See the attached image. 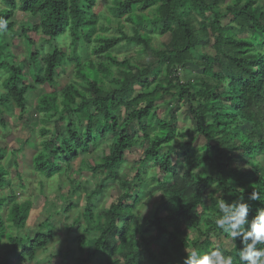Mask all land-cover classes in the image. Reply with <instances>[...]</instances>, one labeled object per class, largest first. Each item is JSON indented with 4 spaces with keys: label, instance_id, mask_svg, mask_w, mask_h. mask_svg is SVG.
<instances>
[{
    "label": "trees",
    "instance_id": "obj_1",
    "mask_svg": "<svg viewBox=\"0 0 264 264\" xmlns=\"http://www.w3.org/2000/svg\"><path fill=\"white\" fill-rule=\"evenodd\" d=\"M234 1V5L224 7L223 13H216L223 0H110L108 15H90L95 0H0V23L6 24L0 27V43L3 34L12 31L11 18L18 10L38 21L22 28V37L32 46L27 35L40 34L49 50L45 54L35 50L28 58V66L37 63L32 85L23 81L18 65L3 66L6 76L0 92L1 129L7 127L4 115L13 109L20 112L18 118L22 120L29 92L55 84L63 61L74 63L72 80L58 93L42 94L35 104L37 114L54 119L43 117L39 121L42 149L32 160L34 172L49 179L61 171V163L69 172V164L80 154L97 149L108 137L114 138L108 154H98L89 169L103 180L115 181L119 192L101 214H95L91 204L97 196L95 190L86 195L83 226L76 229L74 237L77 256L72 264H182L189 249L207 252L216 248L211 236L230 242L231 238L215 227L219 215L214 207L216 200L212 207L202 206L204 192H212L214 184L219 187V197L228 203L243 196L250 204L249 220L264 208V199L248 200L252 191L264 197V165H238L254 157H261L264 164V2L258 8L260 0ZM148 11H152V17L145 14ZM192 13L200 18L198 29L192 25ZM221 17L227 20L225 25L220 23ZM121 21L130 25L129 31ZM147 23L150 30L144 31ZM234 32L250 34L239 39ZM152 34H165L168 42L153 49ZM208 35L210 41L202 43ZM64 37L69 39V53L59 45ZM198 42L210 45L214 56L200 54ZM82 43L90 46L89 60H81ZM129 49H136L133 60L123 57L119 61L114 55ZM150 56L153 61H141ZM192 59L198 60L200 72L183 81L178 70ZM214 63L222 65L226 73L216 71ZM112 68L117 71L116 77ZM106 80L115 87L110 92L103 90ZM80 83L83 86L79 87ZM160 101L175 109L179 103H186L193 123L190 133L195 140L175 143L180 148L175 156L185 166L182 173L170 158L174 149L171 142L177 133L175 109L162 120L156 106ZM197 139L202 144L198 145ZM137 143L146 144L144 157L171 179L160 188L152 218L141 223L134 212L139 198L131 193L135 184L141 185V177L126 181L119 175L126 151ZM163 146L167 153L160 156L158 151ZM234 153H238L236 157ZM3 159L4 150L0 148V193L9 189L7 198L0 197V207L5 205L8 211L7 223L0 216V238L5 224L17 230L24 227L31 206L29 201L17 202L8 170L1 164ZM205 164L216 171L215 177L197 172ZM16 176L21 182L20 174ZM199 207L212 217L198 214ZM149 229L153 233L143 236ZM191 229L196 232L194 238L187 234ZM70 231L71 227L67 233ZM52 238V230L47 229L46 234L27 236L25 240L6 235V242L17 262H32ZM221 241L218 247L224 255H231L233 264H239V241L236 248H228ZM114 257L117 259L112 260Z\"/></svg>",
    "mask_w": 264,
    "mask_h": 264
},
{
    "label": "rangeland",
    "instance_id": "obj_2",
    "mask_svg": "<svg viewBox=\"0 0 264 264\" xmlns=\"http://www.w3.org/2000/svg\"><path fill=\"white\" fill-rule=\"evenodd\" d=\"M95 2L96 7H93V9L89 11V14L97 15L98 13H101L108 15V5L110 0H95ZM262 2H264V0H260L257 3L258 8L261 7ZM234 3V0H223V2L218 5L216 13H223L224 7L234 5ZM80 5L85 6L83 3H80ZM1 7L2 4L0 2V8ZM261 10L263 11L264 9ZM145 14L148 15V17L153 16L152 11H148ZM190 19L192 20L193 27L198 29L200 18L195 13H192ZM11 21L14 23L12 31L4 33L0 43L1 93L2 81L6 76V70L3 68L4 65H18L21 70L23 81L26 84L32 85L33 74L36 71L37 63H35L33 67L28 66V58L35 50L39 49L44 54L49 51L45 45L44 37L40 34L29 33L27 35L34 44L32 46L29 45L21 35L22 28H30L38 23L36 18L15 10ZM219 21L222 25L227 23V20L222 17ZM121 22L124 24L123 21ZM110 26L114 28V22H112ZM129 26V24H124V29L129 31ZM149 30L150 24L147 23L144 26V31ZM110 33L111 32L109 31L106 35H109ZM249 34V32H245L244 34H239L237 32L233 33L235 38L239 39L248 37ZM151 37L150 46L153 49H157L161 44L168 42V36L165 34H152ZM210 37L211 36L208 35L207 37L202 38L201 42L205 43L207 40L210 41ZM197 44V51L200 54L204 53L209 57L214 56L210 45H200L199 42ZM59 45H63V48L69 53V39L67 37H64ZM82 47L83 52H80L81 60L85 61L91 59L89 52L90 46H86L82 43ZM135 50L136 49L121 50L118 53H114V55L117 56L119 61H121L123 57H131L133 60L135 59ZM141 61L150 62L153 60L150 56L149 59L143 58ZM192 61L186 63L184 68L178 70L177 75L181 80H191L194 77V73L199 74L200 70L196 65L198 60L192 59ZM213 65L216 71L222 70L223 73H226L223 66L219 63H214ZM73 67V62L69 61L66 63L63 61L61 70H58L57 76L55 77V84L52 87L44 85L37 87L35 90L28 93L26 110L23 114L22 120L18 118L20 117V112L17 109H13L11 113L4 115L7 127L5 129L0 128V148L4 150V159L1 161V164L8 170L12 188L18 195L17 202L23 203L29 201L31 206L28 219L22 229H13L10 228L8 224H5V233L0 238V264H72L73 259L77 256L74 237L77 232L76 229H78L79 226H83L81 213L86 205V195L90 191L95 190L97 196L93 197L91 204L94 206L93 210L95 214H101L107 210L112 202L115 201L119 192L118 184L115 181L103 180L102 176L93 174L89 169L93 166L92 162L96 159L98 154H108V146L114 143V138L112 137H108L97 149H89L86 154H80L78 158L74 159L69 164V172L66 171V165L64 163L60 164L61 171L49 179L39 176L38 173L33 170L32 160L34 155L42 149L38 133L39 128L42 125L39 121L43 117L48 120L54 119L53 117L50 118L48 115L47 117L37 114L34 109L35 104L42 94H47L52 91H56L57 93L60 92V90L72 80ZM111 72L113 77L117 76V71L114 68H112ZM102 85L105 92H110L115 88L109 84L108 80ZM81 86L83 85L80 83L79 87ZM135 90L137 91L138 89L135 88ZM186 105V103L181 102L175 109L174 107L165 105L162 101L157 102L156 104V106L159 107L158 110L162 120H167L168 111L173 108L175 109L177 117V133L174 140L171 142V144L174 145V149L173 153L170 154V158L171 162L177 167V170L180 173L185 170V166L182 159L175 156V154L180 151V148L175 143H181L183 141L193 142L195 140L194 135L190 133L193 123L188 115ZM196 141L198 145L202 144L201 139H197ZM145 149L146 144H135L132 148L126 151L124 162L119 168V175L123 180L132 181L135 179L136 175L141 177V185L135 184L136 186L131 189V193L139 198V201L134 206V212L136 213V220L138 222L142 221V219L152 218L154 210L159 204L161 186L168 184L171 181L170 176L159 172L157 167L154 166L149 159L144 157ZM158 153L160 156L165 155L167 153V148L163 146ZM237 154L238 153H234L233 157H236ZM249 163L259 165V167H263L264 165L261 157L251 158V161L247 164L240 163L238 165L245 166ZM197 172L211 177L216 176V171L210 164H205ZM16 173L20 174V179L23 184L22 190L20 188L21 182L19 181V178H17ZM210 190L212 192L207 190L203 194L202 206L205 208L212 207L213 202L219 198V187L217 184H214ZM8 196L9 189H5L2 194L0 193V197L7 198ZM4 206L0 207V216L4 223H7L8 211L7 207ZM69 206H71V208L63 213L66 207ZM197 212L198 214L203 215V217H212L209 211L203 212L200 207L197 208ZM46 221L48 223L45 227L40 228L39 225L41 223L44 224ZM134 226L135 224L133 227ZM69 227L72 228V231L67 233ZM47 229L52 230L53 238L43 250L38 252L36 258L32 262H17L15 257L10 255V246L6 242V235H10L19 240H25L27 236H33L34 234L44 235L46 234ZM152 233L153 230L149 229L143 236L146 237ZM187 234L190 238H194L196 232L191 229L187 231ZM210 240L214 247H218V243L222 238L211 236ZM221 242L225 243L228 248L232 246L229 241L222 240ZM18 247H20V244ZM115 259L117 258H112V260ZM143 259L144 258L141 257V260Z\"/></svg>",
    "mask_w": 264,
    "mask_h": 264
},
{
    "label": "clouds",
    "instance_id": "obj_3",
    "mask_svg": "<svg viewBox=\"0 0 264 264\" xmlns=\"http://www.w3.org/2000/svg\"><path fill=\"white\" fill-rule=\"evenodd\" d=\"M0 27H6V24L0 23ZM261 199L264 197L258 191H252L248 196L249 201ZM214 207L219 213L214 220L215 227L231 238L234 248L239 241V264H264V208L258 209L249 220L250 204L244 201L243 196L231 203L219 197ZM186 253L182 264H233V257L224 255L219 247L207 252L193 248Z\"/></svg>",
    "mask_w": 264,
    "mask_h": 264
}]
</instances>
